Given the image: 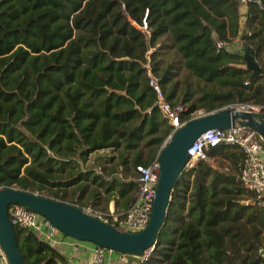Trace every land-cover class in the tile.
<instances>
[{"label": "trees", "instance_id": "trees-1", "mask_svg": "<svg viewBox=\"0 0 264 264\" xmlns=\"http://www.w3.org/2000/svg\"><path fill=\"white\" fill-rule=\"evenodd\" d=\"M261 2L248 0L242 20L240 0H0V188L125 211L138 193L135 165L153 160L172 129L148 71L185 106L181 120L236 101L264 105ZM241 28L260 66L252 77L243 46H232ZM102 149L111 152L84 165ZM208 155L231 170L202 159L183 168L139 264H264V210L230 175L241 151L221 143ZM14 229L27 264L66 262L53 243Z\"/></svg>", "mask_w": 264, "mask_h": 264}, {"label": "water", "instance_id": "water-1", "mask_svg": "<svg viewBox=\"0 0 264 264\" xmlns=\"http://www.w3.org/2000/svg\"><path fill=\"white\" fill-rule=\"evenodd\" d=\"M244 31L245 28L239 30L237 39L243 46L245 67L251 71L252 77L260 71V66L253 56V49L241 40ZM235 123L254 129L264 140V119L259 112L232 110L230 107L192 116L167 136L156 155L159 172L149 219L138 231L118 229L72 203L12 186L1 187L0 247L9 264H27L17 245L14 225L9 218L8 206L11 203L23 204L48 218L65 235L111 248L124 254L128 262L139 264L140 256L156 246V236L164 222L171 192L188 160L187 147L206 129L226 128ZM230 175L236 177L235 174ZM59 264L68 263L59 261Z\"/></svg>", "mask_w": 264, "mask_h": 264}, {"label": "built area", "instance_id": "built-area-1", "mask_svg": "<svg viewBox=\"0 0 264 264\" xmlns=\"http://www.w3.org/2000/svg\"><path fill=\"white\" fill-rule=\"evenodd\" d=\"M247 1L248 0H240L242 4H246ZM255 1L262 6L261 0ZM217 44L220 46L223 45L224 42L218 41ZM261 64L264 68V49ZM148 73L149 84L156 94L154 104L159 107L163 116L167 119L169 124L172 125V132L185 122V120L179 118V113L185 106L179 102L171 104L166 100L157 77L150 71H148ZM223 107H230L232 110L260 112V110L264 108V105L249 101H236L211 111ZM196 111L193 113V116L206 113L201 111V113L199 112L196 114ZM221 143L236 145L241 151V157L237 162V171L235 175L239 178L245 189L254 194L256 204L264 210V140L254 129L241 126L238 123L226 128L211 127L206 129L187 147L186 152L188 154V160L184 168H190L194 165L196 160H209V147ZM135 171L138 181V193L134 202H132L125 211L115 213L113 209L110 208L108 212H104L93 209L90 205L82 207V210L111 223L121 230L138 231L142 229L149 219L155 184L159 172V163L155 157L147 164H136ZM8 214L13 225L33 231L40 238L51 243L58 241L59 238L56 237V234L61 231L48 218L29 209L27 206L20 203H11L8 206ZM112 251L113 249L111 248L94 244L91 259L86 264H103L106 258L110 260L109 256L113 253ZM150 251L151 249L140 256L141 261L148 257ZM120 259L123 261V264H137L135 261L128 262L124 254L121 255ZM0 264H9L1 247ZM107 264H112V261L110 260Z\"/></svg>", "mask_w": 264, "mask_h": 264}, {"label": "crops", "instance_id": "crops-1", "mask_svg": "<svg viewBox=\"0 0 264 264\" xmlns=\"http://www.w3.org/2000/svg\"><path fill=\"white\" fill-rule=\"evenodd\" d=\"M246 5L241 4L239 7L240 14L243 17L246 13ZM103 151L102 150H97ZM114 208L113 201L109 202V209ZM58 241L53 243L54 247L57 248L66 258L68 264H86L91 259L92 250L94 244L88 241H78L70 236L64 235L61 232L57 234ZM112 264H123V261L120 258L111 260Z\"/></svg>", "mask_w": 264, "mask_h": 264}, {"label": "rangeland", "instance_id": "rangeland-1", "mask_svg": "<svg viewBox=\"0 0 264 264\" xmlns=\"http://www.w3.org/2000/svg\"><path fill=\"white\" fill-rule=\"evenodd\" d=\"M245 17V16H244ZM243 20V19H242ZM236 41H238V39L236 40ZM232 46H233V48H236L237 50H241V44H238L237 42L236 43H233L232 44ZM166 63V62H165ZM184 73H187V71H185V69L182 67V66H180L179 67V73L177 74V77L176 78H178V79H182V75L184 74ZM187 76H189V78L190 79H192V76L191 75H187ZM201 111H203L202 109H199V110H197L196 111V114H198L199 112L201 113ZM239 149V148H238ZM109 152H111V150L109 149H104L103 151H94L90 156H89V158L87 159V161L85 162V166H89V165H93V163H94V160H96V159H98V161H101L102 160V155H104V154H107V153H109ZM101 158V159H100ZM209 160L212 162V164H213V166L214 167H217V168H219L220 170H224V171H230L231 170V167L233 166L232 165V163H231V161L229 160V159H226V158H224V157H222V156H220V157H210L209 158ZM197 161V160H196ZM195 161V162H196ZM249 192L246 190V192H243V193H241V196L242 197H246L247 199H248V197H249V194H248ZM246 202V201H245ZM62 233V232H61ZM63 234V233H62ZM65 235V234H64ZM56 237H58V235L56 234ZM113 253L111 254V256H109L110 257V260H115L116 259V257L117 258H120L121 257V255H122V253L121 252H118V251H115V250H113L112 251ZM261 252H262V250H261ZM110 260H108V258H106L105 259V262L103 263V264H107Z\"/></svg>", "mask_w": 264, "mask_h": 264}]
</instances>
